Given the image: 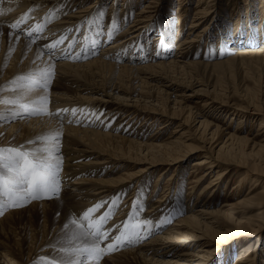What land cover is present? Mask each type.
I'll list each match as a JSON object with an SVG mask.
<instances>
[{
	"label": "bare ground",
	"instance_id": "obj_1",
	"mask_svg": "<svg viewBox=\"0 0 264 264\" xmlns=\"http://www.w3.org/2000/svg\"><path fill=\"white\" fill-rule=\"evenodd\" d=\"M77 1H79L78 4H76ZM90 1L73 0L75 3L71 4L73 6L77 5L73 8L72 5H68L69 0H57L54 6L49 7L48 5V7L44 6L45 8H42V5L37 3L49 4L48 2L50 1L0 0V100L19 99L20 104L28 103L29 108L34 109L41 106L34 104L33 101L46 97V109L48 113H51V115L31 114L30 111L22 110L19 104L0 103V110H7L0 112V142L10 145L0 149L13 148L14 145H22L30 151L36 148H51L53 147L52 143L41 138L59 133L58 144L55 147L58 148L56 156L61 163L58 173V195L33 199L30 204L24 202L17 207L10 206V202L5 197L4 207L0 209L2 211V214H0V264H27L32 256L35 260V255L38 254H41L44 258L48 256L49 258L46 261H49V264H62V262L67 264L69 260L82 259L80 254L72 256L62 249H79L82 251L91 245V236H82L79 239L70 238L74 234L94 230V228L89 229L87 227L88 224L91 223L95 226L100 216L105 213H112L116 205L115 199L101 197L99 195L101 192L110 190L112 189L111 187L114 189L117 187L115 192L120 193L121 188L118 185L121 183L144 182L143 180L149 177L157 167L160 168V166L164 165L166 167H163L164 170L160 171L159 175L164 174L165 169H170L168 167L170 165L179 166L180 169L182 162L194 156L196 158L191 160H193L192 170L195 173V177L192 180L193 185L191 188L196 190L195 194L193 193L195 197L192 198V195L187 196L186 204L181 206L182 208L186 207L185 214L177 222L166 230L158 231L155 237L149 238L145 243L141 242L142 244L134 246L132 249L113 254H111L113 250H108L104 254L109 253L107 255L109 257L102 255L100 259H89L85 264H90L89 261H92L91 264H188L183 263V260H194L196 256L199 259L195 264H208L212 261L210 257L215 252L219 253L225 250L230 246V243L238 242L244 239L245 236L254 235L263 227L264 217L261 220L258 219L262 222L261 224L255 223L251 225V229L243 225L245 222H237L236 228L226 233L217 231L213 224L218 223L215 215L233 219L235 214L240 211V205L246 201L252 202L253 205L264 207V185L257 192L245 198V200H236L237 195L244 190L238 187L243 185L245 181L248 182L249 180V184L251 183L252 186L246 191L244 197L251 194L253 192L252 189L258 184V178L255 176L264 180V168L256 167L264 164L261 159L264 158V135L260 141H254L257 131L264 128V103L261 101L262 105L258 109H250L247 107L248 105L235 106L228 104L222 96L216 95L213 97L211 96L213 94L209 95L212 91L210 90L211 84H205L202 82L203 79L196 80L195 83L189 82L186 85L179 82L178 85L181 84L179 87L180 92H177L178 85L173 84L176 75L170 74H182L184 78L182 77L178 80L192 81V75L190 74L192 69L202 73L207 69L209 63L229 61L244 52H250L251 55L258 56L264 64V42L259 46L249 45L248 43L243 45L232 43L233 45L228 47L227 44L231 42L233 35L228 33L229 31L227 30L228 32L226 31L224 35V41L220 43H223V51L228 47L231 55L228 52L224 53V58L217 61L186 60L189 56L184 53L180 55L181 53L179 54V52L187 51L186 48L193 45L197 39L202 38L207 32L208 25L210 23L214 24L218 15L215 9L210 7L215 3V0H198L188 33L189 35L192 34V37L187 35L186 38H181L178 49L175 48V50L179 51L175 54V51L171 52V49H167L169 51H164L166 55L164 56L161 52L163 50L158 49L157 52H161V54L149 61L141 59L139 55L134 56V58H131L133 55L129 58L128 56L123 58L124 54H128L127 50L130 44L136 45L138 39L142 38L141 36H148L147 26L152 20L158 18L159 22H162L159 19L161 8L157 6L156 9L150 10L148 9L150 6L145 5L132 20L130 18V9L121 11V14L127 16V25L120 27L122 30L115 42L102 47L103 50H113L114 54L101 51L98 55L91 56L89 53L93 52V50L89 47L87 49V52H89L87 53V58H85V52L81 53L80 50H76L77 48H75V52L72 55H68L70 47H66V42L63 39V42L58 44L54 50L55 54L51 55L47 46L62 38L60 32L68 31L72 28H75L74 31L77 32L83 22H86L87 27L93 23L97 24L99 20L93 19V17L99 14L102 6L99 0L96 3H91L92 1ZM112 5L114 8L113 3L110 7ZM187 5L189 6L186 0L178 1V9L185 11ZM232 10L238 17L240 16V11H236L234 8ZM184 11L179 13L180 16H184L187 13H184ZM118 13L120 14V12ZM259 14L261 16L257 25V23L254 24L253 22L254 13L245 12V25L243 24V27L247 32L251 31V36H255L257 28H259L260 36L264 34V2H262ZM208 15L211 16L209 24H206V26L195 33L197 26L204 23L203 21L208 18ZM109 16L116 15L110 14ZM109 16H106L108 20L110 19ZM21 17H24V20L20 22L17 28H11L10 25L15 24ZM106 17L104 19H107ZM124 19L121 23L125 21ZM240 21V19H237L236 22L239 39L243 31ZM102 23L103 20L101 19L99 25ZM38 25L43 28V31H35ZM108 29L107 25L106 31ZM117 30L118 27L116 28ZM80 31L82 33V30ZM28 32H32V35L29 36ZM97 32L99 35L98 30ZM89 35H91L93 40L99 38L94 33ZM128 35L130 37L125 38ZM258 37L257 40H260L261 37ZM248 38L250 40V36ZM103 40H105V37H103ZM96 43V40H94V44ZM101 45H103V42H101ZM167 45L168 41L163 42L164 49L167 48ZM135 47H138L139 54L146 50L145 45L138 44ZM244 47L246 48L243 49ZM104 53H106L105 57H103ZM132 53L130 52L128 55ZM82 54L83 59L73 58L77 55L80 57ZM68 59L79 62H71ZM45 68H54V75L49 80L47 89L37 88L29 92L26 87L20 86L27 84L26 80H20L17 84L10 83L18 77H28L29 74L37 73ZM163 74L172 81L170 83L166 82ZM205 76L207 80L208 75ZM150 77H153L156 83L151 84L148 79ZM142 83L148 84V89L143 87L138 90L136 88L140 87ZM174 94L175 97L171 99ZM21 97L22 99H20ZM101 98L103 101L104 99L110 100L108 104L110 107H114L112 109L124 111L134 118L142 119L143 124H147V122L149 124L158 123L156 131L168 127L176 118L183 126L187 125L190 119L196 120L198 115L203 116L201 124L206 123L209 126L212 123L209 118L213 117V115L205 111L204 107L216 108L219 115L233 114L232 119L236 115V117L240 118L238 120L239 123L243 124L244 121L248 127L255 123L259 124L258 128H256L257 131L254 133L249 129L248 131H251V133H248V135L240 134L245 129L239 123L234 131L228 132L220 131L222 127L220 128V125L217 124V129L209 132L206 138H192L193 141L186 140L189 137L183 140L182 137H185L183 132L175 136L176 132L181 131V128L176 127L171 132L174 134H168V137L161 139V141H158V139L163 135L159 133L150 135L145 142H142L139 139L132 138L133 136L122 135V130L117 132L118 130H113L115 127L107 125V121L104 122V113H102V116L100 110L95 109ZM192 99H195V102L202 106L201 110L198 111L194 109L195 106L186 103ZM149 105L151 106L150 109L148 108ZM232 107L234 109H231ZM63 109H68L69 111L63 112L61 111ZM72 109L77 110L75 115L70 111ZM57 113L59 114L57 115ZM243 113L245 115L241 117ZM214 119L220 120V116L217 115ZM230 122H227L228 126ZM223 133L224 136L220 138ZM220 143H222L221 146L216 150ZM193 148L195 150H192ZM106 164L121 167L126 171L114 178L108 177L109 174L102 175L103 173L101 172V174L100 171L107 172L106 169H103ZM136 164L140 166H136ZM234 166L245 167V169H238ZM203 167L204 170H202ZM232 171L236 173L242 172L240 174L241 179L237 185L232 184V188H234L231 195H234L233 200L235 201H229L227 198L226 202H222L221 207L211 210L206 209L210 201L215 200L212 197H218L221 194V182ZM213 173H215L214 178L198 190L203 181ZM158 180L159 177L156 183ZM180 180V177H176L170 184H165L162 189V195L169 193L172 186L173 188L177 187V189L181 188ZM60 186L63 187L62 191ZM66 186L73 188L65 189ZM226 186L227 184L224 185L223 189ZM180 188L177 190L179 195ZM235 188L238 189L236 190ZM203 195L205 196V201H199ZM197 202H202V208H193ZM208 202L209 204H207ZM104 203H109L107 206L109 209H103L106 207H103ZM96 205H102V207L94 213H90L88 218L85 219L84 214ZM130 211L131 209H129ZM121 212L117 213L121 214ZM133 216L134 211L128 213L123 220H127L125 223H130L129 220ZM249 219L250 216L246 217V220ZM73 220H78L77 224H72L71 221ZM158 222L160 227L164 223L161 220H157ZM157 223L140 224L137 229L139 236H145L156 227L158 228ZM79 224H83L84 228H79ZM108 227L106 226L105 228L108 229ZM180 228H185V231L183 233L178 232L177 230ZM174 233L177 235H174ZM109 237L111 238V236ZM261 237H263L262 234H258L257 239L259 240ZM135 239H138V237ZM10 242L17 249L14 254L5 249V245ZM110 242V240H105L100 246L104 247ZM179 245L185 249L197 245L196 251L201 254L193 252L177 254L173 252L174 248ZM126 247L127 245H124V248ZM240 249L235 264H255V256L248 257L250 253L248 252L249 246H242ZM118 250L120 249L118 248ZM113 261L114 263H112Z\"/></svg>",
	"mask_w": 264,
	"mask_h": 264
},
{
	"label": "rangeland",
	"instance_id": "obj_2",
	"mask_svg": "<svg viewBox=\"0 0 264 264\" xmlns=\"http://www.w3.org/2000/svg\"><path fill=\"white\" fill-rule=\"evenodd\" d=\"M49 1H50V2H48L49 4H41V3L40 4L37 3V4L42 5V8L48 7V5H49V7H52L56 4L57 0H49ZM91 1H90L91 3L98 2V0H91ZM178 1L179 0H99V3H101L102 7L100 8L101 10H99V14L97 16H94L93 19L95 18V19H98L99 21H101V19L103 20V23H102L103 25H102L101 29L99 27H97V24L99 25V21H97L96 25L93 23L89 27H87L86 22H83L81 25L82 27L80 26V29L77 32L74 31L75 28L69 29L68 31L60 32L62 34V38H64V41L66 42V47L67 48L70 47L68 50L69 51L68 55H72L73 52H75V48H77L76 50H80L81 53L85 52V58H87V53H89V52H87V49L89 47H90V49L93 50V52L89 53L91 56H93V55L96 56L101 51H107L108 54H114L113 50H111V49L110 50H103L102 47L104 45L107 46V45L115 42V40L117 38H119L117 36H119L120 31L122 30V29H120V27L123 25H127V20H126L127 16L125 14H121V11L130 9V11H131V14H130L131 17L130 18L132 20V19H134V16L137 15V12L145 5H149L150 7L148 9H150V10L156 9L157 6L160 7L161 8V14H160L159 19L162 22H159L158 18L155 20H152V22H150L147 26V29L149 31L148 36L147 35L141 36L142 38L138 39L136 45L130 44V46L127 50L128 51L127 53L128 54L130 52H133V53L130 55L124 54L123 58H125L124 56H126V57L128 56V58H129L132 55L133 56L131 58H134V56L139 55V57H141V59L144 58L143 60L149 61L151 59H154V57L158 56L159 53H161V52L164 54V51H166L167 49H169V50L171 49V52L175 51L174 52V54H175L177 51H179V50H175V48L178 49V46L180 45L179 41L186 38L187 35L188 36L191 35L190 37H192V34L189 35L188 33H189L190 28H191L190 25H191L192 20H193V15L195 12L196 4H198V0H186V1H188L189 6L187 5L186 10L184 11L183 9H178ZM78 2L79 1H77L76 4H78ZM262 2H264V0H215V3H213L210 6L211 9H215V12H217V14H218L217 19L215 20L214 24H211V23L209 24V22L211 20V16L208 15V18H206L205 21H203L204 23L197 26V29H195V33H197V31L201 30V28L206 26V24H209L207 27V32L205 33V35L202 36V38L197 39L193 45L186 48V50L188 52L187 51L179 52V54L181 53L180 55H182L184 53L186 56H189L186 60H191V61H193V60H201V61L203 60V62L217 61L219 59L224 58L223 56L227 52L230 53L228 47L232 46L234 43H237L239 45H243L245 43H248L249 45L254 44V46H259V45L263 44L264 34L262 36L259 35V28L256 29L255 36H251V34H250L251 28L249 29L250 32H247L243 27V24L245 22V12H248V11H250L252 14L254 13L253 22H254V24L257 23V25H258V23L260 21V16H261L259 14V12H260V9L262 6ZM71 3L73 4L75 2H73V0L72 1L69 0L68 5L69 6L72 5ZM112 3L114 4V8H113V5L110 7V5ZM76 6L77 5L73 6V8H75ZM230 7L234 8L236 11L237 10L240 11L239 12V13H241L240 16L238 17L237 14L234 13V10H232V8H230ZM42 8H40V10H42ZM183 11H184V13L185 12H187V13H185L184 16H180L179 13H182ZM118 12H120V14ZM110 14H115L116 16L110 17L109 16ZM107 15L110 17L109 20H108V17H106ZM119 16H121V17H119ZM45 17H47V16H45ZM104 17H106L107 19H104ZM228 18H230V19H228ZM123 19L125 20L124 21L125 23L124 22L121 23ZM237 19L241 20L240 21L241 25H242L241 27H243V31H242V35H241L240 39L238 38V36H239L238 35V28L236 29ZM234 20H235V22H233ZM150 24H152V25H150ZM107 25H109L108 31H106ZM112 27L115 28V31H116V28L118 27V30L115 32L114 36L112 34V30H113ZM96 29L99 31V35H98V32ZM80 30H82V33ZM88 30H90V31H88ZM220 30H221V32H220ZM253 30H255V29L253 28ZM92 31H94V32H92ZM226 31L228 33L232 34L233 36H232L231 42H229L227 44L228 47L226 48L225 51H223L224 50L223 43H220V42L224 41V39H225L224 35L226 34L225 33ZM88 32H89V34H91V33L97 34L99 37H101L100 35H102V33H106L103 36V37H105V40H103V37H101L102 42L104 41L103 45H101V46L99 45L100 48H98L97 50H96V48L98 46L93 47L94 46L93 45L94 40H92L93 41L92 46H90V44H88V46L86 47V45L83 44V42L85 40L92 39L91 35H89ZM71 34H74V35H71ZM110 34H112V36H111L112 41L105 42ZM248 34L250 36V40L248 38L249 36H247ZM257 35L259 37H261L260 40L258 39L259 41L257 40V37H258ZM130 36H131V34H130ZM130 36L128 35L125 38H128ZM167 41H168L167 48L164 49L163 42H167ZM251 42H254V43H251ZM138 44L146 46V50L143 51V53L139 54V53L134 52L135 50L138 49V47H135ZM256 44H258V45H256ZM249 47H253V46H249ZM83 48H84V51L82 52ZM245 48L246 47H244L243 49H245ZM71 49H72V52H71ZM158 49H161L163 51L157 52ZM169 50H167V52ZM103 55H104L103 57H105L106 53H104ZM230 55H231V53H230ZM164 56H166V55L164 54ZM70 58H72V57H70ZM80 58L83 59V54H82V56L79 57V59ZM147 58H148V60H147ZM68 61H71V60L68 59ZM81 61H84V60H81ZM71 62H79V61H71ZM190 74L192 75V79H191L192 81L186 79L187 82L184 81L185 79L183 81L178 80L179 78H182V77L184 78V76H182V74L174 73V74H170V75H176V78L174 79L175 82L173 83L174 85H176V84L178 85L179 82H182V84L184 83L186 85L189 82L195 83L196 80L203 79L202 82H204L205 84H207V85L211 84L210 90H212V91H211V93H209V95L213 94V95H211L213 97L216 95L222 96L223 99L226 100L228 104H233L235 106L236 105L237 106H247L248 105L247 107H249L250 109H258V107H261V105H262L261 101H262V103H264L263 102L264 101V64L262 63L261 58H259L258 56L251 55L250 52L241 53V54L237 55L236 58L229 60V61H224L221 63H214V64L209 63L207 65V69H205V71H203L202 73L192 69L190 71ZM205 75H208V78H207L208 81L206 80ZM209 75H211V76L209 77ZM164 76H165V74H163V77ZM200 77H202V78H200ZM165 78H164V80H166V82H168V83H170L172 81L171 79L168 78V76H165ZM148 79L151 81V84L156 83V81L153 79V77H150ZM150 86H152V85H150ZM180 86H181V84L178 85V89L176 88L178 90L177 92H180V88H179ZM143 87H144V89H148L149 85L148 84L145 85L144 83H142L140 85V87H136V88L139 90ZM171 91H173V90H171ZM159 94L162 95L161 93H159ZM174 97H175V94L172 95L171 99H173ZM115 100H116V98H115ZM108 102H110V100L104 99V101H103V99L101 98V100H99V103L96 104L97 106L95 105L96 108L94 107L95 109L100 110L101 114L104 113V116L102 114V116L105 117L104 122L107 121V123H106L107 125H109L110 127H115L116 129L114 128L113 130H115V131L118 130L117 132H121V130H122L123 131V132H121L122 135L133 136L132 138L139 139V141H142V142H145L147 137L149 138L150 135L159 134V133H161L163 135L160 139H158V141H161V139L168 137V134H171V135L174 134L171 132L176 127L181 128V131L176 132L175 136H178L179 134H181V132H183L185 134V137H182L183 140L186 139V137H189V139H186L188 141H193L192 138H197V137L206 138V136L209 132H211L214 129H217V127H216L217 124L220 125V128L222 127L221 129L219 128L220 131H223V130L225 132L234 131L237 124L239 123L238 120L240 119V118L236 117V115H234V117L232 119L233 114H230V113L226 114V115H224V114L219 115V112L216 111V108L211 109L210 107H208V108L204 107V110L207 112H210L214 118L217 115L220 116V120L214 119L213 117H210L209 120L211 119L210 121L212 123H211V125L208 126L206 123L201 124V120H203V116L198 115L196 117V120L190 119L188 121L187 125L183 126L182 123L179 122V120L176 118L173 120V123L170 124L168 127L164 128V129H158L156 131L158 123L157 124H153V123L149 124L147 122V124H143L142 119L134 118L132 115L126 114L124 111L112 109L114 107H110ZM130 102H133V101H130ZM186 103H188L191 106H195L194 109H196L198 111L202 109L201 108L202 106L200 104L196 103L195 99H192L191 101L188 100ZM29 104H31V103H29ZM98 104H100V105H98ZM9 106H11V105H9ZM148 108L150 109L151 106L149 105ZM231 109H234V108L232 107ZM3 111H7V110H0V112H3ZM242 115H245V113L241 114V117H242ZM227 122L228 123L230 122L229 126H228ZM188 124H189V127H188ZM239 124H240V126L242 125L241 127L245 129V131L244 130L241 131L240 134H247L248 135V133H251V131H248L249 129H251L254 133L257 131L256 128H258L259 123H255L252 126L249 125V127L247 124H245L244 121H243V124H241V123H239ZM263 135H264V128H263V130L257 131V135L254 138V141H260V139L263 137ZM223 136H224V133L220 136V138H222ZM250 136H252V135H250ZM221 144L222 143H220V145H218V147H216V150L221 146ZM4 146H10V145H6V144H3L2 142H0V148H3ZM12 146H13V144H12ZM13 148H20L21 150H24V151L29 150L28 148H25L22 145H14ZM192 150H195V149L193 148ZM194 158H196V157L195 156L191 157L190 159H187L186 161L182 162L183 163L181 165L182 169L181 168L179 169V166L177 167L175 165L168 166V167H170V169H165V173L162 175H159L160 174L159 172L164 170V168L166 166L165 165L160 166V168L157 167V169L154 170L149 177H147L145 180H143L144 182L139 183L136 181H132V182H128V184H127V182H123L120 184L122 187L120 185H118L121 188L120 193L115 192V189L117 187H115V189L113 187H111L112 189L106 190L104 192H101V194H99L101 197L104 196V198L109 197L107 199H115V202H116L114 210L109 215V219H108L109 221H107V223L104 224V228L106 226L107 227L109 226L108 227L109 230L107 228H105V229L108 231V234H109V236H111V238H115L116 236H118L120 234V231L123 230V225L127 221V220H123V219H125L127 217V214L131 213L132 211H134V216L132 217L133 219L132 218L130 219L131 221L129 220L130 224H138V225H140L142 223L155 224V223H157V220L158 221L161 220V222H164V223H162L161 227H160V224L158 222L157 223L158 228L156 227L152 232L148 233L147 235H145V236H139L138 235V239L140 240V241H138V243H136V244L134 243V245L129 244V245H127L126 248H124V246H121L119 248L120 250L116 249L115 253L120 252V251H124V250H129V249H132V247H134V246L136 247L137 245L142 244L143 242L145 243L146 240H149V238L151 239V237H155V235L158 234V231L163 230V229L166 230L167 228H170V226L172 224L177 222V220H179L185 214L186 207L182 208L181 206H184L186 204V200L188 199L187 196L192 195L191 197L194 198L195 197L194 192L196 191L195 189L193 190V188H191V186L193 185L192 180L195 177V173L192 170L193 160H191ZM87 159L89 160V158H87ZM261 159L264 163V158H261ZM136 166H140V165L136 164ZM234 167H236L238 169H245V167H237V166H234ZM256 167L264 168V164L260 165V166L257 165ZM103 169L104 170L106 169L107 172L100 171V173L102 172L103 173V174L101 173L102 175L109 174L108 177H111V178L117 177L118 175H120L121 173L126 171V170L122 169L121 167H114V166H111L110 164H106V166ZM202 170H204V167L202 168ZM241 173H236V172L232 171L229 174V176L226 177L225 180L221 182V188H222V191L220 190L221 194L218 197H212V199H215V200H211L214 203L210 201V204H209V202H208L207 204H209V205L207 206L208 208L206 207V209L211 210V209L221 207L222 202L223 201L226 202L227 198L229 199V201H235V200H233L234 195H231V194H233V188H234V187L232 188V184H234L235 186L237 185V183L241 179V175H240ZM214 174L215 173H213L211 176L207 177L203 181V183L201 184L200 188H198V190H200L203 186L208 184L212 180V178H214L213 177ZM158 177H159V180L156 183V180ZM176 177H180V179H181L180 180L181 188L179 187L180 188V195H179V192L177 193V190L179 188L178 189H177V187L173 188V186H172V189L170 190L169 193L162 195L163 194L162 189H163L164 185L167 183L170 184L174 180V178H176ZM255 177L258 178L259 182L255 186V188L252 189L253 192L251 194L247 195L246 197H244L246 191L250 188V186H252L251 183L249 184V180L247 179L248 182L247 181L244 182V184H243L244 186L240 185V187H238V188H241L244 190L242 193H239L237 195V198H236L237 201L245 200V198H247L250 195H252L253 193L257 192L258 189L264 185L263 179L259 178L258 176H255ZM225 184H227V186L225 189H223ZM62 188L63 187H61V191L63 190ZM67 188L71 189L73 187L66 186L65 189H67ZM139 189H140V191H138ZM134 193H135V195H134ZM51 197H53V196H51ZM204 198H205V196L203 195L201 197V200L199 199V201H203V200L205 201ZM30 203H31V201L28 202L27 204H30ZM154 203H155V206H154ZM191 203H193V201H191ZM201 203L202 202H200V203L197 202L193 206V208H196V209H198L199 207L202 208ZM108 204L104 203L103 207L104 206H106V207L103 209H107ZM190 205L192 206V204H190ZM153 206L156 208L153 209L154 208ZM19 208H21V207H19ZM128 208L131 209L130 212H129ZM239 210L240 211L237 214H235L233 219H226L224 216L215 215V217L218 221V223L213 224L215 229L217 231H220L221 233H226L227 231L234 230L237 226V222H245V223H243V225L248 229H251L252 228L251 225H254L255 223H260V224L262 223L258 219L261 220L264 217V207H259L257 205H253L252 202L246 201L245 203L240 205ZM121 211L124 212L125 215ZM117 212H121V214L120 213L118 214ZM117 214L120 216H118ZM122 215H123V217H122ZM248 216H250V219L246 220V217H248ZM113 218H115V219H113ZM112 219L115 220L114 223H113ZM132 220H133V222H132ZM237 220H239V221H237ZM77 222H78V220H77ZM110 223L113 225L112 227H111ZM254 227H257V226H254ZM177 231L183 233L185 231V228H180ZM258 234H262V236H263L259 240L257 239ZM174 235H177V234L174 233ZM235 241H237V240H235ZM242 246H244V247L249 246L250 249L248 252H250V253H249L248 257L251 258V257L255 256V264H264V222H263V227L260 229L259 232L255 233L254 235H251V236H245L244 239H241L238 242L230 243V246H228V248H226L225 250H222L219 253L215 252V254H213L210 257V260H212V261L208 264H235L236 259L240 253V250H241L240 248H242ZM122 248H124V249H122ZM255 248H256V250H255ZM5 249L9 250L13 254L15 252H17V249L11 244V242L8 243L7 245H5ZM196 250H197V245H193L192 247L190 246L187 249L181 248L179 245V246H176L174 248L173 252H175L177 254H181V253H185V252H193L195 254L200 255L201 253L197 252ZM111 254H113V253H111ZM107 255H109V254H106L105 257ZM35 256H36V259L34 260V258L32 256V258L27 262V264H49V261H46L49 258L48 256L45 258H44V256L42 257L41 254H38ZM107 257H109V256H107ZM194 258H195L194 260L185 259V260H183V263L185 262L188 264H195V263H197V260L199 258H197V256ZM95 262H97V261H95ZM89 263L91 264L92 261H89ZM112 263H114V261Z\"/></svg>",
	"mask_w": 264,
	"mask_h": 264
},
{
	"label": "snow or ice",
	"instance_id": "obj_3",
	"mask_svg": "<svg viewBox=\"0 0 264 264\" xmlns=\"http://www.w3.org/2000/svg\"><path fill=\"white\" fill-rule=\"evenodd\" d=\"M24 20L21 17L15 24L10 25L11 28H17L20 22ZM35 31H43L41 26H37ZM31 36L32 32H28ZM64 38L48 45V49L51 55H54V50L57 45L63 42ZM78 59L79 56L73 57ZM54 75V68H45L39 70L37 73L29 74L28 77H18L11 81L12 84H17L20 80H26L27 84L20 85L21 87H26L27 91H32L37 88L47 89L48 82ZM14 90V89H13ZM22 99V97L20 98ZM0 103L8 104H19V107L24 111H30L31 114H49L47 112L46 97H41L38 101H33L34 104L40 105L41 107L30 109L28 104H20L19 99L16 100H0ZM63 112H68V109L61 110ZM73 115L76 113V109L70 110ZM59 113H57L58 115ZM59 133L54 135L42 137L44 141H50L53 145L51 148H36L31 151H24L20 148H7L0 149V209L4 207V199L7 197V201L10 202V206L17 207L21 206L24 202H29L33 199H40L45 196L51 197L58 195L59 191V179L58 173L61 168V163L59 158L56 156L58 148L55 147L58 144ZM32 143V142H30ZM102 207V205H96L94 208L89 209L85 214V219L88 218L90 213H94L97 209ZM2 214V211H0ZM109 219V214L105 213L98 218L95 223L88 224L89 229H93L88 232H80L79 234H74L70 239H79L80 237H92L91 245L82 251L79 249H62L68 252L70 255L75 256L80 254L82 259L80 260H69L67 264H85L89 259H99L106 251L116 250L118 244H123L125 242H130L131 240L138 237V224L125 223L123 225V230L120 234L116 236L113 242L106 244L104 247L100 245L105 241L109 240V234L107 230L104 229V224L107 223ZM72 224H77L76 220L71 221ZM67 227V225H65ZM79 228L83 229L84 225L79 224ZM86 253V255H85ZM63 264V262H62Z\"/></svg>",
	"mask_w": 264,
	"mask_h": 264
}]
</instances>
